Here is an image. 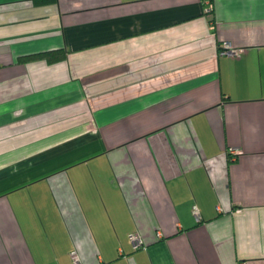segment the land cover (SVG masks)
Listing matches in <instances>:
<instances>
[{
  "label": "crops",
  "instance_id": "0c3cea01",
  "mask_svg": "<svg viewBox=\"0 0 264 264\" xmlns=\"http://www.w3.org/2000/svg\"><path fill=\"white\" fill-rule=\"evenodd\" d=\"M74 250L264 264V0H0V264Z\"/></svg>",
  "mask_w": 264,
  "mask_h": 264
},
{
  "label": "built area",
  "instance_id": "2783aa9c",
  "mask_svg": "<svg viewBox=\"0 0 264 264\" xmlns=\"http://www.w3.org/2000/svg\"><path fill=\"white\" fill-rule=\"evenodd\" d=\"M206 4H207V11H211L212 9V5H213V0H205ZM245 51L244 47H238L235 46L232 42L230 41H224L219 49V54L222 55H228V56H232V57H237L239 55H241L243 52ZM232 153H236V150H232ZM194 213L196 214L197 218L200 217L199 215V209L197 206L194 207ZM131 239L133 241V244L135 246H138L139 244L142 243V238L141 235H139L138 233H134L131 235ZM72 260L74 262V264H81L80 262V257L78 255V253L74 250L72 251ZM242 264H246V263H242Z\"/></svg>",
  "mask_w": 264,
  "mask_h": 264
},
{
  "label": "trees",
  "instance_id": "16d2710c",
  "mask_svg": "<svg viewBox=\"0 0 264 264\" xmlns=\"http://www.w3.org/2000/svg\"><path fill=\"white\" fill-rule=\"evenodd\" d=\"M40 1H47V0H40ZM57 52H58L57 54H56V52L53 51V52L38 53V54L30 55V56H50L52 58V57H58V56H60V54H61V56L65 55L64 51L62 52V50H59Z\"/></svg>",
  "mask_w": 264,
  "mask_h": 264
}]
</instances>
